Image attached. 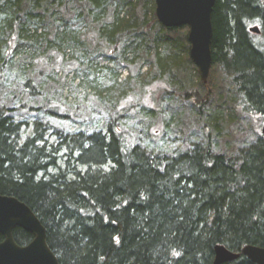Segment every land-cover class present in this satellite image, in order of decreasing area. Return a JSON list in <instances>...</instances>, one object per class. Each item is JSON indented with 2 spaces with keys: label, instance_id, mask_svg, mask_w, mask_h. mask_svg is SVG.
I'll return each mask as SVG.
<instances>
[{
  "label": "trees",
  "instance_id": "trees-1",
  "mask_svg": "<svg viewBox=\"0 0 264 264\" xmlns=\"http://www.w3.org/2000/svg\"><path fill=\"white\" fill-rule=\"evenodd\" d=\"M155 7L154 0H0V51L5 52L0 62H9L7 53L13 60L36 50V68L59 60L70 67L75 56L67 58V50L75 45L85 59L95 52L116 67L98 65L107 71L105 88L89 94L110 106L106 126L65 137L56 149L48 144L52 126L47 120L30 125L17 120L22 116L12 103L0 106V194L33 210L60 264H213L218 244L241 253L224 264H256L242 249L264 247L262 132L233 152L217 150L210 131L205 143L150 149L129 125L138 105H122L114 92L122 86L120 74L108 72L126 68L127 81L142 90L165 82V95L184 96L200 109L208 104L211 91L202 97L197 87L176 86L183 72L190 85L188 67L197 68L189 57L187 34L163 26ZM73 9L87 28L73 36L62 34L56 23L61 18L67 25ZM255 19L258 34L250 31ZM33 25L48 29L31 32ZM213 26V66H221L230 78L228 102L240 120L257 117L264 123V0H216ZM76 59L86 67L81 61L88 60ZM38 71L24 83L32 95L43 94L35 83L44 81L45 73ZM152 97L153 106L139 112L155 118L163 109ZM52 104L43 106L46 114L67 116L61 104ZM31 127L32 135L23 139V129ZM60 148L67 152L63 168L54 155ZM14 237L19 245L33 240L21 228Z\"/></svg>",
  "mask_w": 264,
  "mask_h": 264
},
{
  "label": "rangeland",
  "instance_id": "rangeland-1",
  "mask_svg": "<svg viewBox=\"0 0 264 264\" xmlns=\"http://www.w3.org/2000/svg\"><path fill=\"white\" fill-rule=\"evenodd\" d=\"M77 13L73 9L66 15V18H70V21L67 19L69 21V23H66L67 25L62 23L61 18L58 19L56 24L60 27L62 34L65 31L67 35L73 36L72 32L84 31L87 28L84 21L77 20L75 16ZM256 25H258V21L255 19L251 26ZM37 27L33 25L29 29L32 32ZM179 28L177 35H188L187 26ZM47 29V27L40 26L38 27V33L46 32ZM59 39L60 37L56 45L61 44ZM76 47L78 46L74 45L67 50V58L71 59L72 54L75 56L73 60H69L73 63L70 67L61 64L59 60L57 64L48 65L43 63L36 68L37 58L36 61L32 58L37 54L36 50H28L30 54L26 53L22 57L18 55L13 60H11V56L7 57V53L5 55L9 62L5 63V58H2L0 62V65L3 66V69L0 67V106L12 103L22 116L16 119L22 121L21 118H23V121H27L30 125H33L38 119L47 120L52 126V129L47 133L48 144L49 147L51 146L54 149L64 141L65 137H72L84 130L103 129L108 121L109 112L106 106H110L101 104L99 100V103L94 102L95 99L89 94L93 93L95 87L97 89L105 88L103 79L107 77V71L98 70V65H110L112 67H115V65L108 64V61L100 56L102 54L99 55L87 50L86 55H90L91 58L85 59V53L82 50L75 51ZM84 48L87 49L86 45ZM4 53L1 50L0 57H3ZM76 58L88 60L87 62L81 61L86 64V67L81 66ZM194 67H196L195 64ZM188 68L191 76L190 85L185 84L183 75L186 73L183 72L182 76L176 78L178 82L176 86L180 87L181 90L197 87L201 90L202 97L206 92L211 91L210 99L206 98L208 104H203V109L199 108L200 106L196 101L186 99L184 96L180 98L165 95L163 90L165 87H169L165 82H154L146 91L142 90L135 81H127L129 77L128 69H115V72H108L111 76H114L116 71L120 74L119 82L122 86L120 90L114 92L120 95L121 98L119 99L122 101V105L126 103L138 105L130 114L129 125L131 129H135L139 133L138 137L143 146L150 149L169 150L183 145L205 143L210 131L211 140L216 145L217 150L233 152L244 145L246 141H251L257 135V131L262 132L264 123L259 118L247 117L240 120L237 117L234 107H231L228 102L229 97H231L229 94L232 91L230 78L221 66L214 65L212 67L209 80L204 83L207 84L205 86L200 85L198 71L191 65ZM38 69L45 73L44 81L36 79L35 83L38 89L37 92L42 91L43 94L32 95L30 89H25L24 83L34 75L35 71L39 72ZM147 69L148 67L145 66L143 71ZM63 80H65V83L62 82ZM166 80L168 81V77H166ZM62 83L64 84L62 85ZM154 94L158 104H161V107L157 109H163V112L155 118L143 116L139 110L143 107L153 106L152 95L154 96ZM169 97H171V100ZM47 101H53V104L56 102L61 104L67 116L59 117L46 114L43 106ZM32 107L39 108V112L32 111L31 113L30 109ZM169 117L171 121L166 124L165 119H169ZM32 130L33 127L24 128L22 132L23 139L32 135ZM60 149V152L54 155L60 159L59 166L63 168L67 152L62 148ZM56 171L51 169L50 173Z\"/></svg>",
  "mask_w": 264,
  "mask_h": 264
},
{
  "label": "water",
  "instance_id": "water-1",
  "mask_svg": "<svg viewBox=\"0 0 264 264\" xmlns=\"http://www.w3.org/2000/svg\"><path fill=\"white\" fill-rule=\"evenodd\" d=\"M216 0H155L158 21L167 28L188 27L189 57L197 67L203 83H207L213 67V11ZM250 31L260 33L258 26ZM264 136V125L262 127ZM21 228L33 235L27 245H19L14 231ZM0 264H60L47 241L46 228L23 201L14 196L0 194ZM242 254L256 264H264V247L246 245ZM241 253L225 245L215 247L213 264H224L237 260Z\"/></svg>",
  "mask_w": 264,
  "mask_h": 264
}]
</instances>
